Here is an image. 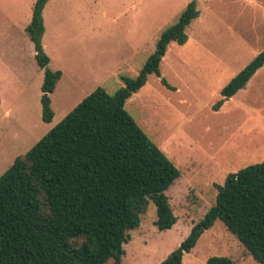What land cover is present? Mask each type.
Here are the masks:
<instances>
[{
	"label": "rangeland",
	"instance_id": "374dc122",
	"mask_svg": "<svg viewBox=\"0 0 264 264\" xmlns=\"http://www.w3.org/2000/svg\"><path fill=\"white\" fill-rule=\"evenodd\" d=\"M34 2L0 0V175L96 87L112 93L124 85L121 76H135L188 0H48L41 50L49 57L48 67L62 72L50 94V122L42 120L43 69L25 31ZM196 8L186 42L168 45L161 75L149 74L125 101L180 170L165 191L177 220L159 230L150 202L130 231L122 261L107 264H158L178 251L214 204L215 184L264 160V65L230 98L220 93L264 49V0H197ZM213 255L260 264L219 219L184 253V264H206Z\"/></svg>",
	"mask_w": 264,
	"mask_h": 264
},
{
	"label": "trees",
	"instance_id": "16d2710c",
	"mask_svg": "<svg viewBox=\"0 0 264 264\" xmlns=\"http://www.w3.org/2000/svg\"><path fill=\"white\" fill-rule=\"evenodd\" d=\"M47 1L35 0L25 31L43 69L42 120L50 122V94L62 72L48 67L49 57L41 50ZM196 5L197 0H188L160 32L135 76H121L124 85L112 93L96 87L0 175V264L120 263L130 231L139 226L150 202L159 230L175 224L165 191L180 170L127 111L125 101L149 74L161 75L160 62L171 42H186V28L199 13ZM263 65L264 49L232 76L221 95L233 96ZM161 82L172 88L165 78ZM215 186L214 204L192 225L180 250L158 264H182L183 253L191 251L217 219L248 255L264 264V160L230 173L224 184ZM206 264L235 261L213 255Z\"/></svg>",
	"mask_w": 264,
	"mask_h": 264
},
{
	"label": "crops",
	"instance_id": "0c3cea01",
	"mask_svg": "<svg viewBox=\"0 0 264 264\" xmlns=\"http://www.w3.org/2000/svg\"><path fill=\"white\" fill-rule=\"evenodd\" d=\"M30 19H31V17H30ZM28 23H29V22H28ZM235 74H236V73H235ZM249 80H250V79H249ZM247 83H248V82H247ZM247 83H246V84H247ZM193 248H194V247H193ZM193 248H192V249H193ZM192 249H191V251H192ZM191 251H189V252H191ZM189 252H184V253H189ZM184 253H183V256H182V264H184Z\"/></svg>",
	"mask_w": 264,
	"mask_h": 264
},
{
	"label": "water",
	"instance_id": "95a60500",
	"mask_svg": "<svg viewBox=\"0 0 264 264\" xmlns=\"http://www.w3.org/2000/svg\"><path fill=\"white\" fill-rule=\"evenodd\" d=\"M179 250H180V249H179ZM179 250H178V251H179Z\"/></svg>",
	"mask_w": 264,
	"mask_h": 264
}]
</instances>
